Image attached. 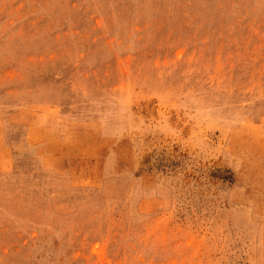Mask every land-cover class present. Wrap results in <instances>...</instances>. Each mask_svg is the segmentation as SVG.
I'll return each instance as SVG.
<instances>
[{
    "label": "rangeland",
    "instance_id": "rangeland-1",
    "mask_svg": "<svg viewBox=\"0 0 264 264\" xmlns=\"http://www.w3.org/2000/svg\"><path fill=\"white\" fill-rule=\"evenodd\" d=\"M0 264H264V0H0Z\"/></svg>",
    "mask_w": 264,
    "mask_h": 264
}]
</instances>
